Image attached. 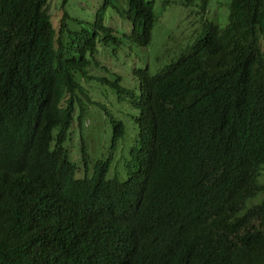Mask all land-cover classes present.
<instances>
[{
	"label": "trees",
	"instance_id": "trees-1",
	"mask_svg": "<svg viewBox=\"0 0 264 264\" xmlns=\"http://www.w3.org/2000/svg\"><path fill=\"white\" fill-rule=\"evenodd\" d=\"M50 1L0 0V264H264V0H230L133 86L99 56L151 44L153 0H63L57 25ZM90 107L112 127L93 162Z\"/></svg>",
	"mask_w": 264,
	"mask_h": 264
},
{
	"label": "rangeland",
	"instance_id": "rangeland-1",
	"mask_svg": "<svg viewBox=\"0 0 264 264\" xmlns=\"http://www.w3.org/2000/svg\"><path fill=\"white\" fill-rule=\"evenodd\" d=\"M62 1H50V14L53 17L55 24L62 15ZM74 5L92 10H96V1L93 0L91 4L83 3L79 0H68ZM152 1V0H147ZM156 13L159 17V22L156 25L152 42L146 47L128 46L119 54L117 59L110 55L102 54L99 56V61L103 67H106L112 73H119L123 77L122 84L125 86H133L136 82L135 71L137 69H149L155 73L156 71L165 67L172 59L175 58L181 49L191 44L201 33L202 23H214L220 27H225L229 21V3L230 0H210L207 13L202 15L200 11L201 0H195L193 5L185 7L183 0H172L169 4H165L164 0H153ZM110 25L118 30L129 31L128 25L124 23L120 17L113 16L110 20ZM91 75L105 76V70H92ZM92 97L98 102L107 105L111 111L123 120L122 116H129L131 110L125 109L121 111V106L113 98H107L97 95V91H93L90 83H86ZM92 108V107H90ZM124 108V107H123ZM91 115L86 117L85 135L88 140V152L91 153L92 162L107 157V140H109L112 127L108 128L104 124V117L102 111L94 107L91 109ZM127 114V115H126ZM106 128V129H105ZM70 159L81 165V138L80 129L76 122L73 129L71 141L67 145ZM260 183L264 184V171L260 177ZM264 199V194H261L250 205L258 204Z\"/></svg>",
	"mask_w": 264,
	"mask_h": 264
}]
</instances>
